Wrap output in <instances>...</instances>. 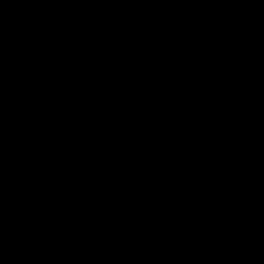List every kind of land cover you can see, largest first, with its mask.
Here are the masks:
<instances>
[{"label": "trees", "instance_id": "trees-1", "mask_svg": "<svg viewBox=\"0 0 264 264\" xmlns=\"http://www.w3.org/2000/svg\"><path fill=\"white\" fill-rule=\"evenodd\" d=\"M231 3L225 0H0V40L12 45L15 64L14 68L6 67L0 76V89L10 90L20 98L7 106L0 103V137L28 138L25 149L7 159V168L17 182L23 181L30 192L54 195L63 205L73 202L67 182L54 179L49 163L38 167L30 152L35 140L49 143L53 138L70 137L95 143L91 133L99 130L93 120L107 121L103 111L128 119L130 134L154 135L166 124L143 125L150 116L155 122L161 120L164 111H176L178 99L185 106L183 113L175 112L179 119L181 116L182 120L189 119L197 127L189 138H207L206 144L212 147L208 151L246 161L261 133L256 105L260 101L259 91L264 87V74L258 67L264 58V34L258 33H264V0H231ZM231 10L253 31L243 30L231 18ZM180 13L193 36L194 51L200 57L199 70L207 77L196 84L159 78L149 67L150 46L164 42L165 38L151 30L148 23L163 16L178 17ZM44 34H51L53 48L38 42L37 37ZM232 78L234 87L230 92L227 84ZM224 79L226 83L222 84ZM130 111L138 114L136 121L141 120L137 126L125 114ZM35 123L39 131H35ZM105 125H101L103 130L107 129ZM102 135L100 141L106 139ZM120 138L126 143L123 135ZM173 149L170 145L158 149V157H168L174 153ZM126 152L119 156L118 150H104L102 171L97 173L114 178L112 173L117 168L112 165L114 158L126 156L125 164L131 166L128 154L132 152ZM146 153L153 154L149 149ZM133 154V165H140L142 170L137 174L127 171L125 176H137L138 191L145 190L153 175L158 183L165 181L164 170L159 173L146 156L141 159ZM15 184L0 189V208L14 207V194L18 190ZM185 188L193 191L197 185L185 181ZM218 204L207 205L203 211L222 213L225 206ZM25 213L27 222L10 219L0 223V257L10 254L9 249L13 248L25 256L20 257V264H93L95 259H100L89 251L70 249L98 233L96 228H86L76 236L58 216L46 221L30 209ZM174 228L172 224L164 227L162 237L173 236Z\"/></svg>", "mask_w": 264, "mask_h": 264}, {"label": "water", "instance_id": "water-1", "mask_svg": "<svg viewBox=\"0 0 264 264\" xmlns=\"http://www.w3.org/2000/svg\"><path fill=\"white\" fill-rule=\"evenodd\" d=\"M232 5H235L233 1ZM148 26L165 38L163 44L158 41L150 46L149 67L157 77L188 84L207 80L199 70L200 57L194 51L193 36L183 13L178 17H159ZM12 56L11 44L0 40V62H8ZM258 67L264 74V58ZM9 95L13 94L5 92L0 103ZM259 96L256 107L261 133L246 161L222 153L191 156L179 168L167 171L168 179L176 184L177 190L164 206L148 205L142 200L125 208L116 217L113 228L119 239L110 234L94 235L80 241L72 251L111 253L122 264H264V87ZM172 128L161 130V134ZM195 129L193 125L192 130ZM3 139L8 145L3 165L8 184L14 185L16 177L7 168V159L15 156L28 143V138L20 135ZM131 141L138 145V154L143 156V144L153 139L137 135ZM183 179L195 181L199 191L186 194L180 184ZM212 201L227 204L228 213L200 215V208ZM169 222L180 227L179 242L168 241L161 247L140 248L146 232L155 234ZM194 243L202 244L196 246Z\"/></svg>", "mask_w": 264, "mask_h": 264}, {"label": "flooded vegetation", "instance_id": "flooded-vegetation-1", "mask_svg": "<svg viewBox=\"0 0 264 264\" xmlns=\"http://www.w3.org/2000/svg\"><path fill=\"white\" fill-rule=\"evenodd\" d=\"M225 1L227 3H231V0ZM232 7L234 6L232 5ZM164 42L161 43L163 44ZM13 57L14 49L13 56L8 62H0V68H14L15 64ZM5 92H10L13 95H9V97L6 96V99L2 103L3 105L20 101V98L18 96H16L10 90L6 89H0V97ZM109 113H111L112 115H109ZM103 115L107 119V121H105L104 119H96L95 122V125H97V128L99 130L98 135H100V137L96 136L95 143H87L83 138L64 137L62 140L53 138V141L49 143L39 142L35 140L36 143L33 144V147L30 150V152L33 154V157H35L36 162L39 163L38 167L42 164L49 163V166L51 168L50 173L55 177L54 179L62 178L67 182L68 189L71 190L72 194L71 196L69 193V198L73 200V202H69L68 204L63 205L58 199H55L54 195H45L39 193L38 191L30 192L29 187L23 181L20 180L17 182L16 180L15 182H17V184L15 185H17L18 190L14 194V207L9 209L0 208V223L4 221H10V219L22 223L27 222L28 216L26 215L27 213H25V210L30 209L36 214H39V217L43 216L46 221H52L55 216H58V219L66 224V228L70 230L72 234L83 231L86 228H96V230H98V233H96L95 235L110 234L112 238L117 240L120 238V236L118 233L113 232V228L115 219L121 210L135 206L142 200H146L148 202V205L164 206L167 200L175 194L177 186L167 177V171L169 169L179 168L180 165H182L188 158L194 155L220 153L216 151H201L196 154L187 153L188 156L184 160H181L175 165H169L163 168L165 174V181L163 183H158L157 180L152 181V178L151 181L146 182L145 190L141 192L137 190L139 189L137 176H125L122 181V179L118 177L109 178L106 174L99 175L97 173L99 170L102 171L101 159L103 145L100 141V139H103L102 133L105 134L106 138V136L111 135V133L115 131L118 137L123 135L126 138L125 140L130 142L129 144L126 143V145H124V147L122 148L123 150L125 149L132 152L128 154L131 157V162L129 164H131L132 166L128 167V165L125 164L124 166L127 167V170L124 172L126 174L127 171L128 173L136 171L135 174H137V172L139 173L140 170L133 167V163L135 162L133 159V152L136 153L141 159L146 156L151 162H158L162 165H166L173 158L181 157L184 151L182 143L186 138H189V135L192 132L196 130H192V126L194 124L191 120H182L175 117L170 123H165L166 125L159 128L157 134H130V121L124 118V116H121L115 112L108 111H104ZM119 117L121 119H119ZM190 123L191 125H193L186 126V124ZM101 125H105L107 129L103 130L101 128ZM170 127L173 128L169 131L164 132V135L161 134V130L168 129ZM194 127L196 126L194 125ZM39 130L40 128L38 129V131ZM137 135L149 136L154 141V144H152L153 141L148 144H143V156H140L138 154V145L133 144L131 141L132 138ZM168 145L174 147V153L169 154L166 158H159L157 150ZM26 146L27 144L20 150H18V152L24 150ZM149 147H151L154 151L152 155H148L146 153ZM7 152V142L3 139V137H0L1 190H5L7 186H13L8 184V178L3 165V158ZM184 152H186V150ZM116 159L117 158H114L112 162V165L115 168L118 164L115 162ZM138 162L141 163V160H139ZM62 163L66 165L64 168L61 167ZM185 181H192L197 185V188H195V190L193 191H187L185 188ZM180 184L186 194H195L199 191V185L193 180L183 179L180 181ZM156 185L158 187H156ZM97 199L102 202L105 209H101L96 205ZM217 203H219L218 205L223 204L225 206V210L222 213L208 214L203 211L205 210V207L207 205ZM228 211L229 207L224 202L212 201L204 204L200 208L199 214L202 216H223L227 214ZM13 215L17 216L13 217ZM97 222H99L100 224H97ZM170 224L175 227L173 236L166 238L162 237L161 231L164 229V227ZM106 230H108V232H105ZM180 240V227L173 222H169L162 225L159 231L155 234L151 231L146 232L141 238L140 248H157L164 246L168 241L179 242ZM201 244L202 243H194V245L196 246H199ZM72 247H70V249H72ZM89 252L94 254L95 258H100L99 260L95 259V262L93 264H122V261H120L119 258L114 254L97 253L93 251Z\"/></svg>", "mask_w": 264, "mask_h": 264}, {"label": "rangeland", "instance_id": "rangeland-1", "mask_svg": "<svg viewBox=\"0 0 264 264\" xmlns=\"http://www.w3.org/2000/svg\"><path fill=\"white\" fill-rule=\"evenodd\" d=\"M231 18L243 29V30H246V31H253V29H251V27L246 23V21L240 16L237 14V12L235 10H231ZM258 33H261V34H264L263 32L261 31H258ZM6 35V34H4ZM37 40L38 42L42 43L43 45L47 46V47H50V48H53V45H52V41H51V34H44V35H39L37 37ZM5 73V68H0V76L3 75ZM226 83V80L224 79L223 80V83L222 84H225ZM227 85H230V88H229V91L232 92L233 91V87H234V83H233V78H232V81L229 82ZM182 94H185V92L181 91ZM224 98H227L224 96ZM124 98H122L123 100ZM125 99H127V97H125ZM228 99V98H227ZM124 106V105H123ZM174 106V104H173ZM172 106V107H173ZM217 106H220V102L217 103ZM176 108V111H179L181 113H183V108L185 106L182 107V104L181 102L177 101V104L176 106H174ZM182 107V108H181ZM122 109V108H121ZM176 111H172L170 113H167L166 111H164V114H161V120L160 121H155L153 120V116H150L148 119H147V123L144 124L143 126L147 127L149 126L150 124L153 125L154 124H165V123H170L174 117H178L180 118L179 115H177L175 112ZM104 112V111H103ZM132 111H130V113H125L127 116H129L130 119H132L134 122H135V126H137L141 120H137L136 121V117L138 114H131ZM132 113H135V112H132ZM103 114V113H102ZM189 116V115H187ZM171 117H173L171 119ZM181 119H182V116H181ZM184 120H186V118H183ZM189 120V119H187ZM94 123L96 122V118L93 120ZM36 127H35V131H38V129L40 128L38 126V123H35ZM134 126V127H135ZM97 132H95V134L92 132L91 133V137L94 139L97 137H99L98 133L96 134ZM156 134V133H155ZM86 135H90V133H86ZM207 139V138H206ZM206 139H191V138H186L182 145H183V150L186 152L183 151L181 157H175L173 158L172 160H170L166 165H162L161 163H158V162H153L154 163V168L159 172H163V168L169 166V165H175L176 163L180 162L181 160H184L188 154H196V152H199V150H202L204 152H207L209 149H211L212 147L211 146H208L206 144ZM208 140V139H207ZM258 140V139H257ZM96 142V140H95ZM102 142V150H108V151H115V150H118V155H122L123 153H127L126 150H123L122 148L124 147V145H126V143H130L129 141L126 140V143L120 138V136L118 137L116 135V132L113 131L111 133V135L109 136H106V139L101 141ZM157 142V141H156ZM155 142V143H156ZM257 143V142H256ZM256 144H254V147H255ZM152 147V146H151ZM149 147L148 149L151 150L152 152L153 149ZM207 150V151H206ZM102 151V152H103ZM248 158L250 157V153L247 154ZM120 160H123V161H120ZM125 161H127V158L126 156L123 157V158H119L116 159V163L117 164V168H116V172L112 173L114 177H118V178H121L122 181H123V178L125 177V172L124 170L126 171L127 170V167L124 166L125 165ZM66 165L65 164H61V167H65ZM132 166V165H131ZM124 167V168H123ZM133 167H137L140 171L142 170V167L139 166V165H133ZM124 169V170H123ZM154 178L152 181L156 180V176L153 175ZM117 180V179H116ZM96 205L101 208V209H105L102 202L97 199L96 201ZM96 206V207H97ZM0 219H1V212H0ZM82 231H79V232H76L75 234L73 235H76V234H79L81 233ZM77 236V235H76ZM76 236H72V238H75ZM9 239L8 241L10 242L11 241V238L10 236H7ZM13 253H12V252ZM9 252L10 254L8 253V255H4L2 257H0V264H11L12 262H15L17 264H20L22 262V260L20 259V257H23V259L25 258L24 255L20 254L19 251L17 250H14L13 248H10L9 249ZM29 253H31V251H29ZM17 257V258H16ZM75 264V263H73Z\"/></svg>", "mask_w": 264, "mask_h": 264}, {"label": "bare ground", "instance_id": "bare-ground-1", "mask_svg": "<svg viewBox=\"0 0 264 264\" xmlns=\"http://www.w3.org/2000/svg\"><path fill=\"white\" fill-rule=\"evenodd\" d=\"M96 174V173H95Z\"/></svg>", "mask_w": 264, "mask_h": 264}]
</instances>
